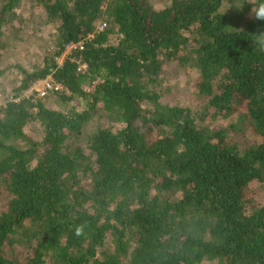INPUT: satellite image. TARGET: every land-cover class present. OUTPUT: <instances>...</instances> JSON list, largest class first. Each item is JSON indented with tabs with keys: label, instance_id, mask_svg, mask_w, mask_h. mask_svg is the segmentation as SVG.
I'll return each instance as SVG.
<instances>
[{
	"label": "trees",
	"instance_id": "1",
	"mask_svg": "<svg viewBox=\"0 0 264 264\" xmlns=\"http://www.w3.org/2000/svg\"><path fill=\"white\" fill-rule=\"evenodd\" d=\"M24 1L0 0V82L49 37L0 107V264H264L259 0ZM47 78L64 92L24 97Z\"/></svg>",
	"mask_w": 264,
	"mask_h": 264
},
{
	"label": "rangeland",
	"instance_id": "2",
	"mask_svg": "<svg viewBox=\"0 0 264 264\" xmlns=\"http://www.w3.org/2000/svg\"><path fill=\"white\" fill-rule=\"evenodd\" d=\"M24 0H22L23 2ZM249 3H251V0H247ZM154 6L156 8H161L163 5H165L168 0H152ZM28 3H31V7L27 6V9L23 10L25 13V18H30V16H36L38 18V12L35 11L33 15V4L31 0H25L24 4L28 5ZM23 17V16H22ZM40 19V18H39ZM34 22L39 20H33ZM15 25V24H14ZM21 26V25H20ZM48 29V28H46ZM35 34L32 32H29L31 35H33V39L30 40L29 42L25 41L22 42L17 46L18 48V53L15 55V57H11L10 59L6 60L4 64L2 65V68H7L10 67L9 72L6 74V76H1V82H0V107L4 106L6 102L8 101L7 97L11 95L10 91L14 88V86L17 84V79L19 78V69L16 68L17 64H20L22 66H27L29 67L31 64L34 62H40L39 60V53L38 48H37V43H36V38H38L36 35L40 33L42 35L41 39L39 40H46L49 35L48 32L44 29L41 32L33 31ZM6 33V32H5ZM4 33V34H5ZM0 40H4V38H0ZM38 54V55H36ZM174 76L176 78L174 82V88L171 89L170 94L165 97V100L168 101L169 103H181V104H187V103H192V85L195 86L197 83V78L198 75L196 73V70L194 68H191L190 66L178 69L176 72H174ZM9 79V82L6 83V81ZM15 81H12V80ZM15 82V83H14ZM37 83V82H36ZM35 83V84H36ZM33 87V86H32ZM31 89V88H30ZM30 89L27 91L29 94ZM2 94V92H4ZM26 93H24V97ZM49 104L51 105L52 108L67 112L71 106V103L69 102L68 104L63 103L58 97L55 95H51L49 97ZM112 126H115V124H112ZM8 195L0 190V212L6 208L8 204ZM16 257L17 254H19V251H22L18 249V247H14V250H10V247L7 248L8 255L11 257Z\"/></svg>",
	"mask_w": 264,
	"mask_h": 264
},
{
	"label": "built area",
	"instance_id": "3",
	"mask_svg": "<svg viewBox=\"0 0 264 264\" xmlns=\"http://www.w3.org/2000/svg\"><path fill=\"white\" fill-rule=\"evenodd\" d=\"M81 45V44H80ZM80 45H71L68 47L66 54H69L74 48ZM63 62V60L61 61ZM49 92L62 93L64 92V87L60 84L55 83L52 78H47L46 80L38 81L36 84H33L29 94L26 92V96H36L38 98H44Z\"/></svg>",
	"mask_w": 264,
	"mask_h": 264
},
{
	"label": "clouds",
	"instance_id": "4",
	"mask_svg": "<svg viewBox=\"0 0 264 264\" xmlns=\"http://www.w3.org/2000/svg\"><path fill=\"white\" fill-rule=\"evenodd\" d=\"M253 11L256 19L264 21V0H259V3H255Z\"/></svg>",
	"mask_w": 264,
	"mask_h": 264
}]
</instances>
